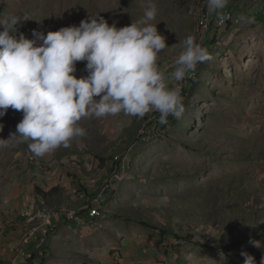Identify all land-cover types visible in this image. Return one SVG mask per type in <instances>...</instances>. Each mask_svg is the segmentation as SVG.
Masks as SVG:
<instances>
[{"label": "rangeland", "instance_id": "obj_1", "mask_svg": "<svg viewBox=\"0 0 264 264\" xmlns=\"http://www.w3.org/2000/svg\"><path fill=\"white\" fill-rule=\"evenodd\" d=\"M153 2L158 14L150 23L167 46L157 65L169 88L177 86L171 74L188 36L210 56L179 82L185 111L163 125L151 112L142 118L123 112L84 118L79 126L85 136L43 157L29 151L31 141L12 140L0 148L1 264H188V255L196 264H244L241 252L228 254L222 247L243 234H262L264 0H227L242 22L222 29L200 28L199 16L208 8L200 0ZM145 3L0 0V17L26 18L19 32L33 39V31L46 35L94 15L118 29L130 26L143 17ZM85 68L86 61L76 62V78L87 75ZM22 117V111L9 108L0 118V139H9ZM127 151L126 178L103 217L84 225L60 224L43 241L22 246L24 235L46 215L80 206L74 199L80 184L99 192L114 157ZM55 187L60 194L47 197ZM149 222L171 234L163 238L141 224ZM257 241L264 253V235Z\"/></svg>", "mask_w": 264, "mask_h": 264}, {"label": "clouds", "instance_id": "obj_2", "mask_svg": "<svg viewBox=\"0 0 264 264\" xmlns=\"http://www.w3.org/2000/svg\"><path fill=\"white\" fill-rule=\"evenodd\" d=\"M226 3L207 0L210 11L222 9ZM157 14L153 0H146L143 17L130 26L118 29L94 15L79 26L46 35L33 31V39L19 32L18 26L26 18L0 17V118L9 108L23 113L16 132L7 140L0 139V148H7L12 140L31 141L29 151L43 157L85 136V129L79 126L84 118L121 112L142 118L150 111L160 113L162 125L170 115L180 118L185 108L179 82L210 56L188 36L171 74L177 86L169 88L157 65L158 54L167 48L166 38L150 23ZM80 61H86L87 75L78 79L74 73ZM250 243L261 247L258 241ZM241 256L244 264H256L249 253L242 251ZM185 259L196 264L191 255ZM260 264H264V256Z\"/></svg>", "mask_w": 264, "mask_h": 264}, {"label": "built area", "instance_id": "obj_3", "mask_svg": "<svg viewBox=\"0 0 264 264\" xmlns=\"http://www.w3.org/2000/svg\"><path fill=\"white\" fill-rule=\"evenodd\" d=\"M200 1L202 5L207 4V0ZM241 22L242 17L228 6L216 11H210L209 8H206L199 16V25L201 29H209L212 25H215L216 29H222L229 25H240ZM195 75L196 73H192L191 78ZM180 87L181 90H183V84H181ZM150 112L154 113L155 116H160V113L157 111ZM144 140L145 137L142 138V141ZM129 153L130 151H127V153L114 157L112 160L113 166L110 167V177L106 183L103 184L99 192H97V190H90L85 185L80 184V187L75 191L74 198L75 203H79L80 206L69 207L68 209L64 207L56 213L46 215L38 227L24 235L22 246L26 248L35 240H42L43 237L55 233L60 224H67L70 226L84 225L103 217L105 215L103 213L105 206L114 197L118 184L126 178L131 160Z\"/></svg>", "mask_w": 264, "mask_h": 264}, {"label": "trees", "instance_id": "obj_4", "mask_svg": "<svg viewBox=\"0 0 264 264\" xmlns=\"http://www.w3.org/2000/svg\"><path fill=\"white\" fill-rule=\"evenodd\" d=\"M101 161L104 162V159H102ZM58 194H60V189L58 187H55L51 189V191L48 194H46V196L48 197V196H54ZM141 224L148 229L150 228V230H154L158 232L160 236L163 238L168 237L171 234L169 230L165 229L164 227L160 225H156L150 222L149 224L148 223H141ZM260 231L262 232V234H259L258 236H255L254 238L250 236L249 234H243L239 240L233 242L227 247H222V250L228 254H230V252H232L233 250H238L239 252H242V251L247 252L255 258V261H257L258 264H260L261 257L264 256V253L260 252L257 248L252 246V243H250V241H257L260 235H264V230H260ZM184 240L186 239H180V241H184ZM1 263L2 261H0V264ZM233 264H236V263H233Z\"/></svg>", "mask_w": 264, "mask_h": 264}]
</instances>
